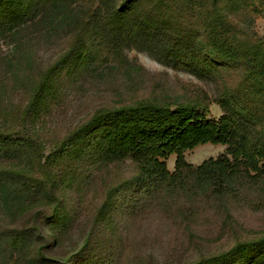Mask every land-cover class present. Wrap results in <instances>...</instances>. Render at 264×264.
I'll list each match as a JSON object with an SVG mask.
<instances>
[{
    "label": "trees",
    "instance_id": "1",
    "mask_svg": "<svg viewBox=\"0 0 264 264\" xmlns=\"http://www.w3.org/2000/svg\"><path fill=\"white\" fill-rule=\"evenodd\" d=\"M259 16L264 0H0V38L12 42L0 61V212L36 222L19 237L28 242L46 230L47 248L61 245L101 187L98 246L127 210L174 209L196 222L221 209L233 242L188 264H264V230L240 238L233 225V208H258L253 196L264 199ZM134 49L201 79L237 72L238 85H225L218 101L224 114L212 118L202 96L99 98L100 86L140 76L126 54ZM97 99L81 111L82 100ZM207 143L227 151L200 166L186 161L187 151ZM172 155L174 172L166 163ZM128 162L133 175L109 183ZM84 245L62 264H97L101 249L89 235Z\"/></svg>",
    "mask_w": 264,
    "mask_h": 264
},
{
    "label": "rangeland",
    "instance_id": "2",
    "mask_svg": "<svg viewBox=\"0 0 264 264\" xmlns=\"http://www.w3.org/2000/svg\"><path fill=\"white\" fill-rule=\"evenodd\" d=\"M254 31L258 38L264 39L262 16L256 18ZM11 48V40L0 38V61L5 59ZM126 54L142 68V73L133 82L116 79L112 84L100 86L102 91L108 93L102 92L98 97H107L109 103L147 100L174 102L176 99L190 100L202 96L209 105L211 117L218 119L224 114L218 103L223 88L225 85L235 87L240 80L239 74L232 69L224 71L223 78L201 79L188 71L160 62L148 51L134 49L126 51ZM102 99L95 102L82 100L84 107L81 111L90 110L94 103ZM226 151L225 145L207 143L187 151L185 159L194 166H200ZM176 161L177 155L166 159L171 172L175 171ZM134 171L135 167L128 162L117 168L115 177L108 182L112 183L116 177L128 178ZM102 191L101 187L96 189V194L89 197L86 206L79 208L70 240L62 239L58 246L47 248L44 238L46 230L41 233L42 236L35 233L36 236L28 242L19 237L31 225H36L30 214L19 218L0 212V264H62L85 246L88 235L94 251L101 249L97 264H188L202 256L226 250L233 242L234 231L223 221L221 209H213L196 222H190L174 209L155 208L143 209L136 214L127 210L117 215L113 223L114 235H109L108 241L98 246L103 238L100 230L105 226L97 221ZM253 199L261 203L258 208L248 205L233 208V225L240 238H251L264 230V199L256 195ZM223 227L227 228L222 230Z\"/></svg>",
    "mask_w": 264,
    "mask_h": 264
}]
</instances>
